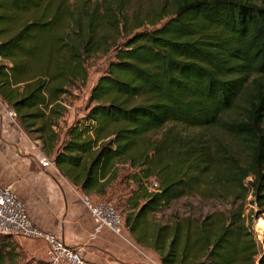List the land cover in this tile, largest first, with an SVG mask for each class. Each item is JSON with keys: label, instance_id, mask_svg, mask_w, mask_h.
I'll use <instances>...</instances> for the list:
<instances>
[{"label": "trees", "instance_id": "16d2710c", "mask_svg": "<svg viewBox=\"0 0 264 264\" xmlns=\"http://www.w3.org/2000/svg\"><path fill=\"white\" fill-rule=\"evenodd\" d=\"M129 1L0 0L1 100L85 197L134 184L127 230L161 264H264L243 209L249 195L264 208V0H175L148 15L153 27L169 17L154 30L137 11L131 25ZM112 48L86 114L61 138L64 96ZM188 194L233 209L151 220ZM3 237L0 264H22Z\"/></svg>", "mask_w": 264, "mask_h": 264}, {"label": "crops", "instance_id": "0c3cea01", "mask_svg": "<svg viewBox=\"0 0 264 264\" xmlns=\"http://www.w3.org/2000/svg\"><path fill=\"white\" fill-rule=\"evenodd\" d=\"M9 108L0 98V183L12 185L28 205L30 217L40 229L52 231L70 247H83V258L94 264H161L151 249L136 243L129 231L124 238L109 231L90 241L93 223L83 204L84 195L58 170L55 163L45 167L46 157L40 141H33L17 119L9 117ZM74 123L69 122V127ZM54 162V161H53ZM132 237V238H131ZM31 264H48L46 244L42 240L14 237Z\"/></svg>", "mask_w": 264, "mask_h": 264}, {"label": "rangeland", "instance_id": "374dc122", "mask_svg": "<svg viewBox=\"0 0 264 264\" xmlns=\"http://www.w3.org/2000/svg\"><path fill=\"white\" fill-rule=\"evenodd\" d=\"M174 1L175 0H130L127 5V10L130 14L129 21L133 26L138 23L137 21H134L135 16L133 14L137 11L138 13L136 15L140 19L139 23L145 24L141 30H154L155 28L163 25L169 17L161 21L158 26L153 27L152 25H149L150 21L147 20L148 15H151L153 17L152 20L156 21L159 18V15H164V12H162V7L165 5L171 7ZM114 56L115 49L112 48L106 54H97L88 59V82L85 85L77 83L76 86L73 87L66 96H64L65 102L69 108H67L68 112L65 118L58 122V125L60 126L59 131L61 133V138L66 136L69 122H75L86 114L92 88L106 73L109 64L114 60ZM126 174V172H123L122 177H125ZM126 183L127 185L119 184L117 189L112 192L109 198H103L100 200L113 204L124 218L125 215L122 213V203L127 199L131 189L135 188L132 182L126 181ZM128 184L131 187H127ZM91 200L96 201L94 199ZM232 209L233 206L230 199L204 198L198 194H188L181 197L180 199L174 200L169 206L161 208L158 212L151 216V220L153 219L156 222L165 224L171 222L175 217H205L212 214L213 212L228 213ZM243 209L247 223L252 225L255 236L259 244L262 245L264 241V227L261 228L258 225V222L260 220H263L264 222V208L257 206L255 204V198L253 195H249L244 203ZM2 238L4 237L0 235V240ZM22 264H31V262L27 257L26 259L22 260Z\"/></svg>", "mask_w": 264, "mask_h": 264}, {"label": "built area", "instance_id": "2783aa9c", "mask_svg": "<svg viewBox=\"0 0 264 264\" xmlns=\"http://www.w3.org/2000/svg\"><path fill=\"white\" fill-rule=\"evenodd\" d=\"M63 105L69 108L66 102ZM8 114L9 117L17 119L14 111L9 110ZM41 164L50 167L54 165V162L44 157ZM83 204L89 211L93 223L90 241L97 240L105 231L124 238V233L128 231L125 219L113 204L104 201L96 202L87 197H84ZM0 235L44 241L48 264H94L83 258V247H70L52 231H45L35 226L30 217L28 205L19 198L13 186L1 183Z\"/></svg>", "mask_w": 264, "mask_h": 264}, {"label": "bare ground", "instance_id": "6f19581e", "mask_svg": "<svg viewBox=\"0 0 264 264\" xmlns=\"http://www.w3.org/2000/svg\"><path fill=\"white\" fill-rule=\"evenodd\" d=\"M258 225H259L261 228H263V227H264V222H263V220H260V221L258 222Z\"/></svg>", "mask_w": 264, "mask_h": 264}]
</instances>
